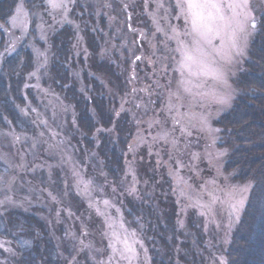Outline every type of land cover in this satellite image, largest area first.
Listing matches in <instances>:
<instances>
[{
	"label": "rangeland",
	"instance_id": "374dc122",
	"mask_svg": "<svg viewBox=\"0 0 264 264\" xmlns=\"http://www.w3.org/2000/svg\"><path fill=\"white\" fill-rule=\"evenodd\" d=\"M77 1L64 0L67 11L50 9L46 0L42 9L30 10L25 5L31 13L26 30L8 24L7 52L13 53L25 41L33 52V68L26 73L22 84L24 106L19 108V112L24 120L23 126L10 128L11 121L5 118L6 115H0V215L17 210L37 214L54 231H57L54 222L64 220L63 234L73 241L76 256L83 250L82 256L86 254L95 261L94 264L107 260L111 252L108 245L112 232L121 238L134 232V239L139 243H133L129 236V243H133L136 252L131 264H149L142 241L126 225L121 210L116 206L115 197L111 194L112 191L117 192L116 187L110 185L109 190L104 178L101 183L95 179L102 172L92 162V155L80 154L72 142L68 129L74 126L73 108L44 82L50 58L49 38L56 28L65 23L73 24L77 29L74 47L87 53L80 25L69 17V11ZM80 1L93 9L96 27L104 32L105 45L100 51L101 56L113 59L117 64L125 57H135L134 72H137L136 68L142 71L138 72L135 85L132 83L131 94L120 104L121 109L130 113L136 127L125 160V188L135 189L138 183L136 163L139 160H152L157 169L163 168L170 177L176 199L178 225L184 227L187 216L194 211L201 220V231L209 245L207 264H227L225 252L243 209L239 215L231 212L226 202V191L233 186L239 188L249 183L252 186V183L234 182L231 175L224 172L226 150L218 145L219 130L213 121L230 107L235 97L232 79L246 57L253 32L246 42L239 41L241 54H234L230 62L215 51L221 47L219 38L209 37L210 43L201 42L207 61L213 62L211 66L221 71L224 79L214 80L203 75L189 77L185 71L184 77L191 80L192 94L184 93V106L179 107L183 121L174 124L176 109L169 111L167 108V89L156 85H166L171 81L175 91L176 80L181 78L178 69L182 60L177 49L183 45L191 48L193 40L191 35H185L191 31L190 23H186L183 16L177 18L175 0H162L164 8L159 10L155 0H148L147 5L145 0ZM122 2L126 4L122 6ZM128 7L130 11L125 10ZM252 8L257 18L264 10V0H253ZM169 26L177 30L180 43L175 38H168L174 35ZM157 28L162 31H157ZM126 49L129 56L125 55ZM219 97L229 99L221 104L217 102ZM172 103H176L174 97ZM182 191L186 195H182ZM209 193L219 198L212 205L211 212L201 206L211 201ZM73 194L83 200L80 214L74 212ZM244 195L249 197V192ZM98 237L105 241L101 246L97 243ZM57 245L59 247L60 244ZM0 253L3 255L0 262L9 258L11 261L16 255L14 244L1 235ZM70 264H73L72 260ZM121 264H127V261Z\"/></svg>",
	"mask_w": 264,
	"mask_h": 264
},
{
	"label": "trees",
	"instance_id": "16d2710c",
	"mask_svg": "<svg viewBox=\"0 0 264 264\" xmlns=\"http://www.w3.org/2000/svg\"><path fill=\"white\" fill-rule=\"evenodd\" d=\"M15 5L14 0H0V115L11 121L10 128L24 124L19 112L24 106L22 84L33 68V52L25 41L13 53L7 52V21ZM25 5L30 10L45 7L44 0H26ZM69 13L71 20L80 25L87 53L74 47L77 29L73 24L56 28L49 38L50 58L44 82L73 108L74 126L68 129L72 142L80 154L92 155V162L102 172L94 174L95 179L101 183L104 178L109 190L110 185L116 187L117 192L111 193L116 206L126 225L142 241L149 264H207L210 251L201 220L191 211L185 226L178 225L176 199L163 168L157 169L152 160H139L135 189L124 186L125 160L136 127L120 104L131 94L138 72L142 73L139 68L134 72L136 58L125 57L119 64L103 58L100 51L105 35L96 27L93 9L78 0ZM256 19L257 29L246 57L232 79L235 97L213 121L219 130L218 145L226 150L224 172L234 182L252 183L225 252L227 264H264V10ZM100 20L104 24V18ZM124 52L129 56L127 49ZM71 200L75 214H80L83 200L74 194ZM3 215L0 235L14 244L16 255L0 264H70L71 260L73 264L95 263L86 254L82 256L83 250L76 256L73 241L63 234L64 220L54 222V231L37 214L17 210ZM97 243L101 246L105 241L98 237Z\"/></svg>",
	"mask_w": 264,
	"mask_h": 264
},
{
	"label": "snow or ice",
	"instance_id": "6c2138e0",
	"mask_svg": "<svg viewBox=\"0 0 264 264\" xmlns=\"http://www.w3.org/2000/svg\"><path fill=\"white\" fill-rule=\"evenodd\" d=\"M155 2L157 10L164 8L162 0H155ZM14 3L16 7L7 23H10L14 28L20 27L22 30H26L27 18L31 15L30 11L25 8L26 0H18V2L14 0ZM46 3L52 10L64 9L67 11V4L64 0H46ZM147 3L148 0H145L146 5ZM252 3L253 0H175L174 8L178 10L177 18L183 16L186 23H190L191 31L190 33H185V35H191L193 40L191 48L183 45L177 49V51L181 52L182 60L179 62L180 69H178L181 71V78L176 80L175 91H173L171 81L166 85H160L159 83L156 85L167 89L169 99L167 108L169 111L176 109V115L173 117L174 124H181L183 121V114L179 113V107L184 106L182 103L184 93L192 94L191 80L184 77L183 73L185 71L189 77L203 75L211 76L214 80L223 81L224 79L223 73L211 66L213 62L207 61L201 42L210 43L209 37L219 38L221 47L215 51L229 62L234 54L240 55L239 41L243 40L246 42L248 36L257 29V19L253 14ZM165 12L167 13V9H165ZM165 19H167V16H165ZM169 27H171L174 35L168 38H175L180 43L177 30L172 26ZM157 31L162 30L157 28ZM196 87H201V85H196ZM200 94L203 95L202 93ZM173 97L175 98V104L172 103ZM228 99V97H219L217 102L224 104L227 103ZM181 130L183 131V128ZM164 136H167V133H164ZM250 189L251 184L249 183L239 188L233 186L226 191V202L233 214L239 215L244 208L248 199V196L244 195V193H248ZM181 194L186 195L184 191ZM209 195L211 196V201L207 205L201 206L206 207L211 212L212 205L219 198L212 195V193H209ZM129 236L133 238V243H139V241L134 239V232L123 238L118 236L116 232H112V239L108 245L111 252L107 260H101L99 264H121L122 261H127V264H131L136 252L133 243H129ZM117 245H120V247H117Z\"/></svg>",
	"mask_w": 264,
	"mask_h": 264
}]
</instances>
